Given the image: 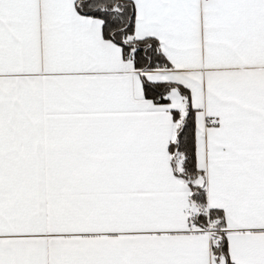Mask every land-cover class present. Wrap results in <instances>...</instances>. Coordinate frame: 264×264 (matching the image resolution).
Masks as SVG:
<instances>
[{"label": "snow or ice", "instance_id": "snow-or-ice-1", "mask_svg": "<svg viewBox=\"0 0 264 264\" xmlns=\"http://www.w3.org/2000/svg\"><path fill=\"white\" fill-rule=\"evenodd\" d=\"M0 264H264V0H0Z\"/></svg>", "mask_w": 264, "mask_h": 264}]
</instances>
